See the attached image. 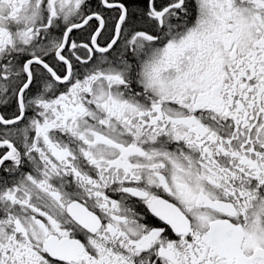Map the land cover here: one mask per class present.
Segmentation results:
<instances>
[{
    "label": "snow or ice",
    "instance_id": "1",
    "mask_svg": "<svg viewBox=\"0 0 264 264\" xmlns=\"http://www.w3.org/2000/svg\"><path fill=\"white\" fill-rule=\"evenodd\" d=\"M0 264H264V0H0Z\"/></svg>",
    "mask_w": 264,
    "mask_h": 264
}]
</instances>
